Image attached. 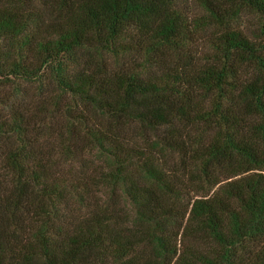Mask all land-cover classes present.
Here are the masks:
<instances>
[{"label":"trees","instance_id":"trees-1","mask_svg":"<svg viewBox=\"0 0 264 264\" xmlns=\"http://www.w3.org/2000/svg\"><path fill=\"white\" fill-rule=\"evenodd\" d=\"M27 3L0 6V80L56 93L0 115V264H264V37L225 26L264 0Z\"/></svg>","mask_w":264,"mask_h":264},{"label":"rangeland","instance_id":"rangeland-1","mask_svg":"<svg viewBox=\"0 0 264 264\" xmlns=\"http://www.w3.org/2000/svg\"><path fill=\"white\" fill-rule=\"evenodd\" d=\"M179 1L185 4L187 10L186 13L190 17H194L202 14V9L199 7L200 0H179ZM11 2L12 0H0V6H5ZM47 3L50 4L49 7L47 6ZM27 4H31L32 8L42 13V15L45 17H50L52 14L50 6L53 5V0H32V3H27ZM224 5L228 6L227 3H225ZM225 26L227 28L239 30L241 34L245 35L249 39H253L254 37L257 36L264 37V29H262V19L258 16V14H256L253 10L247 7L239 8L236 14L230 17L229 20H227ZM218 28L220 27H217V29ZM211 30L216 31L215 29H206L198 33V36L195 37V42L191 43L190 45L189 54L194 55L197 58H202L206 54L208 46L206 44L205 38L206 36H208L207 34H210ZM90 59L92 61L95 60V63L98 64L100 63L99 59L97 58L95 59V57H90ZM107 59L108 60H106L105 62H106V66L108 67L113 66L114 63L119 64V58L114 59L113 57H109ZM55 93L56 90L54 86L46 81L45 83H43L42 86H39L36 83L34 84H30L28 82L24 83L21 80L19 81L0 80V98H4L3 101H6L10 106L8 108L0 105V115L2 117H7L8 113L18 109H25L29 112H32V109H39L40 105L47 104V102ZM65 101L66 100L63 99V103ZM78 110L80 111H77L76 114L82 113L89 117V115L86 112H84L83 110L81 111L80 107H78ZM51 115L53 114L48 115V117H50ZM61 120L60 117L54 114V116L51 118V128L57 130L60 127ZM45 134H46L45 132L41 131V133H39L38 135V139L39 141L42 142V144L45 143V139H44L45 136L53 138L52 136H48L47 134L46 135ZM82 158L83 160L81 161V164L84 165L85 168L84 171H90L89 166L91 162H93V164L96 163L95 160L96 157L94 156V154H90V152L87 153L86 151H83L81 154V159ZM71 167L73 170H75L77 167V163L76 162L73 163ZM59 168L66 172V170L68 169V165L64 163L59 164Z\"/></svg>","mask_w":264,"mask_h":264}]
</instances>
